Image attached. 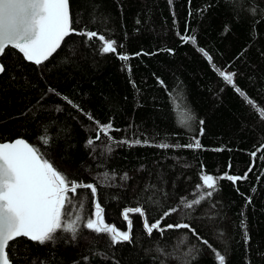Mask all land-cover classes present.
Returning a JSON list of instances; mask_svg holds the SVG:
<instances>
[{
    "label": "trees",
    "instance_id": "1",
    "mask_svg": "<svg viewBox=\"0 0 264 264\" xmlns=\"http://www.w3.org/2000/svg\"><path fill=\"white\" fill-rule=\"evenodd\" d=\"M70 5L73 27L98 36L89 41L71 34L41 65L12 48L5 51L0 142L25 139L68 179L95 185L105 222L118 230L128 228L125 209L141 206L145 215L129 213L131 241L112 244L108 234L83 227L94 214L95 198L90 189H79L73 204L83 207L73 208L69 217H84L76 239L64 232L45 245L19 238L8 249L12 264H217L213 249L226 255V264H264V118L258 115L264 110V0H239L235 9L230 0H70ZM186 28L196 45L177 35ZM99 35L115 40L117 52L102 54ZM120 54L129 60L121 61ZM213 65L236 73L235 84L253 105ZM181 114L191 117L184 126L178 123ZM96 122L112 124L113 141L103 133L95 140ZM200 135L198 149L156 146H185ZM135 140L141 143L132 144ZM201 172L247 173V179L219 180L211 197L189 209L181 202L206 192L196 187ZM145 219L160 220L166 230L149 236ZM176 223L191 225L202 239L188 229L166 228ZM192 245L199 251L187 255Z\"/></svg>",
    "mask_w": 264,
    "mask_h": 264
},
{
    "label": "snow or ice",
    "instance_id": "2",
    "mask_svg": "<svg viewBox=\"0 0 264 264\" xmlns=\"http://www.w3.org/2000/svg\"><path fill=\"white\" fill-rule=\"evenodd\" d=\"M190 2L191 0H189ZM230 2L233 3L234 9L239 7V0H230ZM250 11L253 15L256 14L255 8ZM225 31H228L227 27H225ZM188 32L189 30L186 28L184 34L177 32V35L182 42L196 45V37L189 35ZM71 34L86 37L89 41L98 36L97 31L77 30L73 27L69 0H0V55L5 54V50L10 46L12 49L18 50L24 60L41 65L56 53L61 47V43ZM98 39L104 42L100 48L102 54L117 52L115 40L106 39L104 35H99ZM198 50L208 59L209 63H212V57L205 49L198 48ZM167 51L171 52L172 49H167ZM136 55H140V53ZM119 59L127 61L129 56L120 54ZM213 67L227 85L233 87L234 91L249 105H253V101L247 97L244 90L235 84L236 73L226 72L216 68L215 65ZM4 72L5 66L0 64V73ZM160 83L163 84V81ZM49 91H54V89ZM64 99L72 104V101L67 97ZM253 110L256 111V108L254 107ZM258 115L264 118V110L259 111ZM88 119L92 120L93 117L89 115ZM189 119H191L190 114H181L178 123L184 126ZM96 123L98 131L95 140H100L101 133H103L107 141H113V137L109 135L113 130L112 124L110 122L103 125L99 122ZM203 123L200 121L201 125ZM115 130L119 131V129ZM199 131L203 135L202 127ZM44 142L47 143V140ZM120 143H129V141H120ZM131 143L140 144L141 141L135 140ZM87 144L93 145L94 140L89 138ZM156 146L163 149L179 147L198 149L201 147L198 139H194V143L185 146L172 145L167 142ZM103 147L107 148L108 145L104 144ZM252 155L255 156L256 153L253 152ZM251 170L250 167L249 171ZM223 179L235 183L240 179H247V173L244 177L228 173L216 177L201 172L202 183L197 184L196 187L198 190L203 187L206 192L197 199L181 203L189 209L194 205L201 204L217 191L218 182ZM79 189H90L91 196L93 198L96 196L95 185L68 179L65 174L58 171L49 160L43 157L38 148L24 139L0 143V264H10L7 249H9L10 242L15 241L18 237H26L39 245H45L53 241L58 232H64L71 234L72 239L75 240L80 230V221L84 220V217L80 214L75 215L74 219L69 217L73 208L82 209L83 207L82 202L78 206L73 204ZM248 202H251L250 198ZM94 208V214L84 220L83 227L97 234H108L112 244L131 241L132 221L129 219V213L145 215L141 206L125 209L123 218L128 222V228L126 231H121L105 222L104 210L98 201H95ZM175 211V208L170 209L164 213V216H169ZM241 223L246 227L243 225V221ZM143 228L149 236L153 235L154 230L161 232L166 230L161 228L160 220L149 224L145 219ZM166 228L188 229L193 236H196L197 240L202 239L195 228L187 223L167 224ZM243 237L247 243L249 240L247 231L243 232ZM203 243L208 244V241L203 240ZM209 247L211 246L209 245ZM157 250L162 251L161 249ZM198 251V246L192 245L187 255ZM213 252L217 264H226L225 254L215 249Z\"/></svg>",
    "mask_w": 264,
    "mask_h": 264
},
{
    "label": "water",
    "instance_id": "3",
    "mask_svg": "<svg viewBox=\"0 0 264 264\" xmlns=\"http://www.w3.org/2000/svg\"><path fill=\"white\" fill-rule=\"evenodd\" d=\"M69 3H70V0H69ZM70 12H71V5H70ZM66 39V38H65ZM64 42V41H63ZM63 42L61 43V45L63 44ZM8 48H11L10 46L8 47ZM7 48V49H8ZM6 49V50H7ZM5 50V51H6ZM15 50V49H14ZM17 52H18V50H16ZM55 54V53H54ZM53 54V55H54ZM22 55V54H21ZM3 55H0V58L2 57ZM51 58V57H50ZM49 58V59H50ZM28 62V61H27ZM46 62V61H45ZM30 63H32V62H30ZM44 63V62H43ZM0 64H2L1 63V61H0ZM34 64V63H33ZM227 72V71H226ZM0 74H2V73H0ZM235 78V77H234ZM19 139H22V138H19ZM198 140H199V142H200V140H201V135L197 138ZM16 140V139H15ZM14 140V141H15ZM25 140V139H24ZM14 141H11V142H14ZM26 142H28L27 140H25ZM6 142H10V141H6ZM0 143H5V142H0ZM29 143V142H28ZM30 144V143H29ZM95 201H98V192H96V196H95V200H94V203H95ZM93 207H94V204H93ZM95 209V208H94ZM126 221V220H125ZM127 222V221H126ZM108 225H110V226H114V227H116L115 225H113V224H108ZM127 226H128V222H127ZM19 238H26V237H18L17 239H19ZM16 239V240H17ZM26 239H28V238H26ZM29 240V239H28ZM13 242V241H12ZM11 243V242H10ZM7 251H8V249H7ZM10 264H12V262L10 261Z\"/></svg>",
    "mask_w": 264,
    "mask_h": 264
},
{
    "label": "bare ground",
    "instance_id": "4",
    "mask_svg": "<svg viewBox=\"0 0 264 264\" xmlns=\"http://www.w3.org/2000/svg\"><path fill=\"white\" fill-rule=\"evenodd\" d=\"M234 81H235V80H234ZM193 139H197V138L194 137Z\"/></svg>",
    "mask_w": 264,
    "mask_h": 264
}]
</instances>
